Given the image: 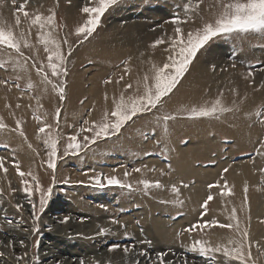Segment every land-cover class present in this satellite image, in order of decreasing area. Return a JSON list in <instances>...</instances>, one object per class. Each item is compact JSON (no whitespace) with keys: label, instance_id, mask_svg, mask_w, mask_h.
Wrapping results in <instances>:
<instances>
[{"label":"rangeland","instance_id":"obj_1","mask_svg":"<svg viewBox=\"0 0 264 264\" xmlns=\"http://www.w3.org/2000/svg\"><path fill=\"white\" fill-rule=\"evenodd\" d=\"M225 2H230V0H225ZM97 3L98 0H70V2L69 0H15V2L13 0H0V23L11 26L17 33L24 31L27 38L28 35H33L36 38H28L32 42H29L32 47L23 49V58L17 57L11 50L5 52L0 49V80L7 81V83H0V118H2L0 122L5 125V127L0 128V157L5 158L4 167L7 168V172L5 173L3 170L0 172L3 176L10 172L14 173V178L11 177L13 181L10 179L6 186L1 184L2 180L0 179V253H2L0 264H44L46 261L42 260V241L48 240V234L51 233L54 235L64 234L67 238H62L66 240L67 244L63 240L61 243L69 247L73 246L76 250L79 249L82 253L81 256L84 257L83 259L80 257L84 264H115L114 257L119 255L122 258V264H128L129 260L131 264H153V261L156 260V254L160 252H166V260L171 261L172 264H191V262L193 264H240L239 261H226L222 253H210L208 256H204L199 252H191L188 249L192 241L188 242L184 239L190 235L193 239L194 237L203 239L209 241L210 245L216 246L219 243H216L212 238L213 233L216 232L232 233L235 239L241 238L240 233L219 227V224L236 222L229 219L232 211L227 212L223 208H215V203L219 200L224 208H228L230 205L231 209H236L237 220L240 222L241 229L246 227L249 232L252 260L255 261V264H264V238L253 240L251 238V228L256 224L264 225V216L261 217L255 213L253 200L254 195L256 196V192H259L260 189L264 192V158L261 154L264 151V146L262 147V142H264V34L241 33L238 36L214 38L200 50L173 93L163 101V110L176 115L175 119L168 121L166 128L163 124H156L152 114H144L123 126L117 136L111 139L98 140L95 144L90 145L88 150L83 149L78 155L64 157L63 148L68 142V137L75 134L76 127L72 128L73 123L78 122V131L84 119L89 120V122L92 120L99 121L105 112L99 110L103 106L101 102H98L100 99H105V95H107L106 102L113 104V99H119L121 94L126 98L131 96V89L135 85L143 92L144 76L147 74L151 78L153 66H157L153 60L163 61L159 63V67H163V64L167 62L168 56L171 54L166 51L169 44L162 43L156 47L152 45L159 38H164L170 42V38L175 36L176 25L172 22L175 17L184 21L180 27L187 32L214 18L220 11L218 0H118L103 14L93 35L86 41L82 40V37L76 36L75 32V29L87 19V14L83 13L81 9L85 6L94 7ZM21 4L25 5V11L29 13L28 18H25L22 12L17 13ZM186 5H191V7L186 10ZM53 11L56 14V28L53 36L59 42L61 52L67 57L68 75L63 78L66 84L65 99L62 102L59 99L58 91L53 90L51 84H48L49 89H44L45 84L42 76L36 72L35 67H32L34 61L37 67L41 63L46 66L49 53L45 51V45L40 43V38L37 39L40 33L46 30L40 29L38 25L29 27L30 20L37 14L47 16ZM17 14L21 19L19 27L15 25ZM129 28L132 31L128 30ZM128 31L136 33L134 39H136V45H140V47L133 46L134 51L125 55L121 52L123 45L119 47L121 42L119 41L118 44L111 38H121ZM72 36L75 41L71 44L70 37ZM65 40L68 43H65ZM104 42L110 44L104 45ZM69 45L71 46L70 54ZM87 46L89 49L86 48ZM92 47L95 48L92 50ZM215 48L220 52L215 53L214 57L211 53L216 50ZM112 50H116V53L119 52V56L113 54L114 56H109L107 60L100 61L103 64L107 61L105 64L106 74L101 75V67L96 64L98 61L97 59L94 61L95 58L92 59V57H101ZM70 55L75 56L74 60H70ZM208 55L210 60H208ZM15 56L17 61H23L22 64L27 60V66L32 72L29 70L30 73H25L16 67L13 58ZM140 57H142V61L132 62V58L136 61ZM202 59L206 62H203ZM73 64L75 66L72 68ZM139 67H142L143 71L139 72ZM113 70L121 71L122 83L119 77L112 79L115 74ZM45 71L48 72L53 81L58 82L57 78L52 76L51 69L45 67ZM140 76L143 78L140 79ZM91 77H95L94 80L99 78L97 85L101 86L100 89L91 90L94 85V80ZM224 77L225 80L227 77L228 84L223 83L219 86L216 81L219 80L218 82H220V78L222 80ZM90 78L91 81H89ZM193 79L195 81L191 82ZM79 80H84V83L79 85ZM106 81L110 82L106 83ZM118 81L119 84L117 85ZM149 82L151 83V79ZM17 83L20 85L18 88L16 87ZM129 84L132 85L131 88L126 87ZM78 85L80 87H75ZM123 88L121 94L117 92ZM184 89L188 90L186 94L182 93ZM74 93L82 94L78 98L75 97ZM217 99L221 101L220 106L225 111L219 112L215 116L189 119L179 111L183 107H210ZM10 105H19L20 107L16 109L15 113H12L9 108ZM58 107L61 109L59 127H57L56 118ZM37 116L40 119H37ZM18 119L22 121L23 133L28 136L27 146L20 132L13 130L16 128ZM33 119H37V121ZM242 119L245 123L235 124L236 121ZM44 123L52 126L53 136L49 137L38 132ZM179 130L180 133L178 134ZM253 131H257L259 134L256 137L257 142L239 141L240 135ZM174 132H177V135ZM4 133L8 134L10 139L3 136ZM57 133L59 140L55 171L56 186L53 188L52 198L47 203L45 211L42 214L37 212L40 216V231L33 233L31 231L34 226L32 206L28 203V198L23 192V185L12 161L13 159L18 161L21 170L25 173L30 170L39 178L41 186L46 189L52 184V170L46 164L49 148L45 144V140L56 138ZM155 133L156 136H153L152 134ZM85 135L91 136V133H81L78 141L81 142V139L83 142ZM15 137L22 139L24 145H15ZM143 139H145L146 146L142 144L144 143ZM173 139L176 140V146L181 150L183 149V152H186L184 148L188 144L190 148L193 144V149L198 147L197 151L196 149L194 151L193 149L188 150L189 158L187 160L184 159L185 156L182 155L184 153L181 150L168 148L171 149L172 155H177L174 160L179 159L185 165L201 170L202 174L205 175L209 174L210 168V170H214L213 168L217 169L220 166L216 179L210 183L215 186L209 189V184L206 186L204 184L208 195L211 194L214 197L212 201H209L206 211L201 207L203 202L198 206L201 198L193 199L195 185H199V181L192 177L190 181H186L185 178L179 179L175 169L169 167L173 158L171 154L169 156L163 141H172ZM131 141L135 144L133 147L142 148L140 152L138 149L137 151L131 149L129 146ZM204 142L211 147L201 148V143ZM121 145L128 146L132 150L130 152L127 148L128 153H130L128 157L125 155L127 163H124V157L115 159L112 163L108 159V154L119 150ZM118 146L119 148H117ZM95 151L94 156L100 158L99 163H103L100 164L101 166H97L101 169L100 174H118L124 181V173L127 171L130 175L126 182L131 183L134 190L129 191L119 187H106L103 190H98L88 186L90 176H84V172L87 171L84 166H92H90L91 163L87 162L85 155ZM194 152L199 155L196 156ZM191 154L195 156L191 157ZM133 157L136 158V161ZM248 158L252 161H249ZM152 159L161 161L165 166L159 167L157 162H152L155 165L152 164V168H146L145 165L141 164ZM27 160L35 161L26 164ZM243 161L246 162L247 166L249 162L254 163L255 161L256 163H254L256 174L254 175L252 171L245 182L238 175L236 177L231 176L232 168L236 167L238 163H243ZM95 162L99 165L98 161L95 160ZM109 162L113 165H109ZM118 162L121 163L117 164ZM79 166H83V168H78ZM136 168H140L141 171H133ZM225 168L228 169L226 173L223 171ZM105 169L107 171H104ZM204 169L205 172L207 171L206 173L203 172ZM69 170H74L76 173L71 175ZM257 172L261 175L258 179L253 180L258 174ZM155 174H158V177ZM66 178L70 180L71 185L63 184ZM138 180L152 182L159 180L163 187L143 190L142 185L136 188ZM225 181L227 186H225ZM172 185L179 188L178 195L172 191ZM183 185H187V187ZM245 186H247V201H245ZM77 189H82L83 193L78 202H76ZM206 198L207 196H205ZM32 199L37 203L38 208L39 193L34 192ZM192 200L197 206L198 215L195 217V221L188 222L187 217L184 216L188 215L186 210L193 205ZM81 203L87 205L82 206ZM17 204L22 205L21 209L17 210L15 207ZM212 212L223 215L228 221L221 222L217 219L216 221L219 222L217 225L206 227L204 230L197 229L191 234L184 231L189 225L195 224L197 221L202 223L205 219L213 220ZM102 215L104 217L102 219L107 221L105 225L102 224L103 220L100 221L101 223L98 222L101 218H97V216L102 217ZM65 216L70 217L66 223L62 222ZM5 217L13 223H7ZM151 217L165 222L169 228L170 226L171 228L175 227L177 231L174 230L177 235L175 234V237L172 238L174 241L176 240V243L173 241L167 246L165 244H163L164 246L161 244L156 246L158 244H155L153 236L148 234V230L153 228ZM183 217L184 219H182ZM147 218L149 221L145 222ZM181 219L185 220L186 223L182 222ZM114 221H118V223H114ZM178 222L181 223V228ZM130 225L135 231L130 230ZM101 229L106 231L101 233ZM19 232L17 241L15 239L6 240L13 236H10L11 233ZM20 240L24 241V247H21ZM9 241L13 242V246H9ZM37 241H39L38 244ZM161 241L167 243L164 239ZM80 243H84L83 247ZM112 243H119L122 246L135 244V248L127 253L122 248L109 251V246ZM171 244L173 246L169 247ZM84 245L87 246L84 248ZM90 248L92 252H90ZM25 252H27V256L24 255ZM142 253L146 254L142 255ZM17 257H23V259L18 260ZM55 263L64 264L62 259L55 260Z\"/></svg>","mask_w":264,"mask_h":264},{"label":"snow or ice","instance_id":"obj_2","mask_svg":"<svg viewBox=\"0 0 264 264\" xmlns=\"http://www.w3.org/2000/svg\"><path fill=\"white\" fill-rule=\"evenodd\" d=\"M13 2H15V0H13ZM117 2L118 0H98V3L94 7H83L81 11L87 14V19L75 29L77 36L82 37V40L85 41L91 37L99 26L103 14ZM218 3L220 11L214 18L205 21L201 26L188 30L187 32L180 27L184 21H181L179 17H175L172 21L176 25L174 29L175 36L170 38V42L164 40V38H159L155 40L152 45L153 47H156L162 43H168L169 47L166 51H169L171 54L168 56L167 62L163 64V67L153 66L154 74L151 78L147 74L144 76L143 92L140 93L137 91L127 98L123 94L120 95L119 99L114 98V107L110 111L105 110L99 121L92 120L89 122V120L84 119L80 129L76 131L75 134L68 137V142L63 148V156L78 155L83 149H88L90 145L95 144L98 140L105 138L111 139L112 137L117 136L121 132L123 126L128 122L133 121L134 118L144 114H152L154 116V122L158 125L163 124L166 128L167 122L175 119L176 115L163 110V101L173 93V90L188 72L189 67L200 50H202L214 38L238 36L241 33L264 34V0H230V2L218 0ZM190 7L191 5L185 6L186 10ZM20 12L23 13L25 18L29 17V13L25 11L24 4H21L17 9V13ZM55 15L54 11L47 16L37 14L30 20L29 27L32 25H38L40 29L46 30L40 33V43L45 45V51L49 53L46 66L41 63L37 67L34 61L32 67H35L36 72L42 76L45 85L51 84L53 90L58 91L59 99L62 102L65 99L66 84V81L63 78L68 75L66 67L67 57L61 52L60 44L53 36V32L56 28ZM20 24L21 19L17 14L15 25L16 27H19ZM64 42L68 43L67 40ZM30 47H32V45L29 43L27 34L24 31L17 33L11 26L0 23V49L5 52L11 50L17 57H24L23 49ZM70 52L71 46L69 45V54ZM18 66L26 69L27 60H25L24 64ZM45 67L51 69L52 76L56 77L58 82L53 81L49 77L48 72L45 71ZM121 79H123V77H121ZM150 79L151 83L149 82ZM108 82L110 81H106V83ZM0 83H7V81L0 80ZM29 86L31 87V85ZM16 87H20L19 83L16 84ZM126 87L131 88L132 85L129 84ZM107 99L108 97L105 95V100ZM220 105L221 101L217 99L210 107H183L179 111L185 114L189 119L211 117L219 112L225 111ZM16 107L19 108L20 106L17 105ZM60 113L61 109L58 107L56 109L57 127H59L58 121ZM36 118L40 119L39 116ZM0 120H2V118H0ZM21 124L22 121L18 119L16 121V128L13 130L19 131L20 134L23 135L24 133ZM3 127H5V125L0 122V128ZM38 132L46 134L49 137L53 136L52 126L47 123H44L43 126L38 129ZM84 132L91 133V136L85 135L83 142H78V137ZM58 140V133L56 134V138L45 140V144L49 148L46 164L47 167L52 170V184L46 189L41 186L40 180L36 175L31 171L25 173L21 170L18 161L15 159L12 161L23 185V192L28 198V203L32 206V220L34 226L31 231L33 233H39L40 231V216L37 212L42 214L45 211L47 203L52 198L53 188L56 186L55 171L58 158ZM262 146H264V142H262ZM4 159L5 158L0 157V170H3L6 173L7 168L4 167ZM133 171L140 172L141 169L136 168L133 169ZM223 171L226 173L228 169L225 168ZM129 175L130 173L125 171L124 181L115 175H92L89 177L88 186L94 187L98 190H103L106 187H119L132 191L134 190L133 185L126 182ZM70 183V180L67 178L63 181L64 185H70ZM80 183L83 184V182ZM139 185H142L143 190L163 187L159 180L155 182L142 180L138 182L137 187H139ZM183 186L187 187V185ZM214 186L215 185L213 184H209L208 188L212 189ZM225 186H227L226 181ZM172 191L177 195L179 194V188L176 185H172ZM34 192L39 193L38 208L37 203L32 199ZM213 199L214 197L209 194L201 205L202 209L206 211L209 201H212ZM245 201H247V186H245ZM15 207L19 210L22 205L17 204ZM69 219L70 217L65 216L62 222L66 223ZM229 219L236 222L219 224V227L231 229L234 232L240 233V239L229 237L226 245L218 244L216 246L210 245L208 241L203 239H194L188 250L191 252H199L204 256H208L210 253H222L226 261H239L240 264H255V261L251 258V244L249 243L248 229L246 227L241 229L240 222L237 220L235 208L232 209ZM5 220L7 223H13V221L7 220V217H5ZM114 223H118V221H114ZM218 223L219 222L215 219L211 221L205 219L202 223L197 221V223L189 225L184 231L191 234L197 229L204 230L206 227H212ZM105 231L106 230L101 229V233ZM125 235H127V233H125ZM19 243L21 247L25 246L23 240H20ZM38 243L39 241H37V244ZM141 243L144 242L141 241ZM9 246H13L12 241H9ZM120 248L127 253L132 248H135V244H126L122 246L119 243H112L109 246V251H114ZM143 254L146 253H142V255ZM0 255H2V253H0ZM24 255L27 256V252H25ZM166 256V252L157 253L156 260L153 261V264H172L171 261L166 260ZM17 259L21 260L23 257H17ZM81 264H84V262L81 261Z\"/></svg>","mask_w":264,"mask_h":264},{"label":"bare ground","instance_id":"obj_3","mask_svg":"<svg viewBox=\"0 0 264 264\" xmlns=\"http://www.w3.org/2000/svg\"><path fill=\"white\" fill-rule=\"evenodd\" d=\"M73 11H75L74 9H73ZM132 13V12H131ZM165 14H167V12H165ZM131 23V22H130ZM133 24V23H132ZM134 24H136V23H134ZM135 28V27H134ZM133 28V29H134ZM111 29V28H110ZM109 29V30H110ZM128 30H130V31H132V29H128ZM116 31V30H115ZM133 31H135V30H133ZM119 32V31H118ZM111 33V32H110ZM121 33V32H120ZM127 34H125L123 37H121V38H115V37H113V38H111V40L113 39V41H116L117 43L120 41L121 42V44H119L120 46L119 47H121V45H123L120 49L122 50H120L122 53H124L125 55L126 54H130L131 53V51H134V47L133 46H136L137 48H139L140 47V45H136V39H134V35L136 34H134L133 32H126ZM119 34V33H118ZM122 34V33H121ZM136 36V35H135ZM118 37H120V36H118ZM137 39H138V37H136ZM123 40V41H122ZM106 42V41H105ZM103 43L104 45H109L110 43ZM137 42H138V40H137ZM102 44V45H103ZM113 44V43H112ZM117 44V45H118ZM118 46H117V48H119ZM87 49H89V46H87L86 47ZM95 47H92V50L94 49ZM141 49V48H140ZM216 49V48H215ZM212 50V49H211ZM210 50V51H211ZM116 51V50H115ZM115 51H111L110 53H106V54H103L101 57H98V56H96V57H92V59L93 58H95V59H93V60H96L97 59V61H98V63H96L97 65H99L100 67H101V71L100 72H102V74L101 75H104V74H106V67H105V64H106V62L107 61H105V64H103V63H101L100 61H102V60H107L108 59V57L109 56H114L113 54H115V55H118L119 56V52L118 53H116ZM209 52V51H208ZM208 52H206V53H208ZM220 52V50L218 51L217 49L216 50H213L212 51V55H214V57H215V53L216 54H218ZM258 52V51H257ZM104 53V52H103ZM134 53V52H133ZM210 53V52H209ZM254 54V53H253ZM252 54V55H253ZM264 54V53H263ZM120 55H121V53H120ZM134 55H135V53H134ZM211 55V56H212ZM262 55V54H261ZM209 56V55H208ZM217 56V55H216ZM263 56V55H262ZM6 59H8V57H5ZM14 59H15V63H16V67H19L18 65H21L22 63L21 62H23V61H21V62H19V61H17L16 60V56L15 57H13ZM100 58V59H99ZM201 58V57H200ZM206 58H207V56H206ZM91 59V58H90ZM139 59H142V57H140ZM205 59V58H204ZM262 59V58H261ZM19 60H20V58H19ZM203 60V59H202ZM201 60V61H202ZM208 60H210V56H209V59ZM258 60V59H257ZM203 62H206V61H204L203 60ZM20 69H22V72H25V73H30V68L27 66V68L26 69H24V68H21V67H19ZM30 70V71H29ZM32 72V71H31ZM199 73V72H198ZM200 74V73H199ZM224 76H226V75H224ZM228 76V75H227ZM218 77H219V75H218ZM91 78H93V80H94V78L95 77H91ZM101 78V77H100ZM222 78V77H221ZM221 78H220V82H218L219 80H215L217 83H219L218 85L219 86H221V85H223V83L224 84H228V80H227V77H226V80H225V77L221 80ZM99 79V78H98ZM98 79H96V80H94L93 81V89H91L92 91H96V89H100V87L97 85V80ZM217 79V78H216ZM122 81V80H121ZM214 81V83L216 84V82ZM201 82V81H200ZM203 82V81H202ZM74 83H75V81H74ZM84 83V80H79L78 81V84L79 85H81V84H83ZM213 83V84H214ZM119 84V81H118V83H117V85ZM214 84V85H215ZM75 86V87H80V86ZM100 85V84H99ZM44 87V89H49V87H48V85H44L43 86ZM214 87V86H213ZM216 88V87H215ZM9 108H10V111L12 112V113H15V111H16V109H17V107H16V105H10L9 106ZM32 113H34V112H32ZM34 121H37V119H33ZM172 121V120H171ZM241 122H243V123H245V121L242 119V120H240V121H236L235 122V124L237 123V125H241ZM78 125V122H75V124H74V126L76 127ZM8 127V126H7ZM8 129H10V127H8ZM156 131V130H155ZM168 132V131H167ZM180 133V130H179V132H178V134ZM174 134L175 135H177V132H174ZM153 136H155L156 135V133L155 134H152ZM258 132L257 131H253V132H250V133H248V134H242V135H240V137H239V141H246V142H251V143H255V142H257V138L256 137H258ZM1 136V135H0ZM3 136H7V138L8 139H10V136L8 135V134H3ZM22 137H23V139H24V141H26V146H27V138H28V136L26 135V134H23L22 135ZM3 139H4V137H3ZM134 141V140H133ZM131 142L130 144H129V146H131V149H133L134 151H137V149H138V147L137 146H134L133 147V145H135L134 144V142ZM144 143H142L143 145H145V139H143L142 140ZM176 140L175 139H173L172 141H163V144L164 145H166V147H165V149L169 152V156H170V154L172 153V152H170V150L168 149V148H176V149H178L179 151L181 150L180 148H178L177 146H176V142H175ZM14 144L15 145H17V146H20V145H24V142H23V140L22 139H20V138H18V137H15V140H14ZM150 142H151V140H150ZM149 142V143H150ZM258 142H260L259 140H258ZM152 143V142H151ZM150 143V145H152ZM154 143V142H153ZM238 144L240 143V142H237ZM242 143V142H241ZM261 143V142H260ZM191 144V143H190ZM202 144V147L201 148H207L209 145H207L205 142L204 143H201ZM211 144V143H210ZM150 145H148V146H150ZM258 145V144H257ZM257 145H256V147H257ZM261 145V144H260ZM146 146V145H145ZM193 144H191V148H190V146H189V144H188V146L187 147H185L184 149H185V151L186 152H183V149L181 150L184 154H182V155H184L185 157H184V159L185 160H187V158H189V151L188 150H192L193 149ZM197 146H199V145H197ZM237 146V145H236ZM243 146V145H242ZM209 147H211V146H209ZM233 147V146H232ZM235 147V146H234ZM244 147V146H243ZM263 147V146H262ZM117 148H119V146L117 147ZM129 149V147L128 146H124V145H121V147H120V149L119 150H117V151H113V153H110V154H108V159L112 162L113 160H115V159H121L122 157H124L125 158V161H124V163H127L126 162V156L128 157V155L130 154V153H128V149ZM197 148L198 147H196L195 149H196V151H197ZM238 148V147H237ZM140 149H142V148H139L138 150H139V152H140ZM144 149V148H143ZM195 149H193V151L195 150ZM235 149H236V147H235ZM102 150H105V149H102ZM107 150H109V148H107ZM130 150V149H129ZM238 150V149H237ZM255 150V149H254ZM204 151V150H203ZM105 152V151H104ZM130 152H132V150H130ZM94 153H96V151L95 152H93V153H89V154H86L85 156H86V159H87V162H89V163H91V165L90 166H92V167H88V166H84L85 167V169H87V171H85L84 172V176H86V177H89V176H92V175H96V174H100L101 173V169H99V167H97V166H101L103 163L101 162V163H99V161H100V158H97V156L95 157L94 156ZM115 153H117L116 155H115ZM137 153V152H136ZM191 153V152H190ZM200 153V152H199ZM194 154H195V152H194ZM262 155H263V158H264V151L261 153ZM93 155V156H92ZM126 155V156H125ZM192 155V154H191ZM190 155V156H191ZM196 156H198L199 154H195ZM195 155H192L191 157H193V156H195ZM177 155H172L171 154V157L173 158V160H172V163L170 164V168H174L175 169V171L178 173V175H179V179H184L185 178V180L186 181H190L191 180V177L192 178H195L197 181H199V185H195V191H194V195H193V199H197V198H201V200H200V202L198 203V206L199 205H201V203L203 202V200H205V196H208V191H207V189H206V187H204V184H205V186L207 185V184H210V183H212L215 179H216V174L219 172V168L218 167H220V166H218L217 167V169H215V168H213L214 170H208L209 172V174H202V171L201 170H198V169H196L195 167H190V166H188V165H185L182 161H180L179 159H175L174 160V157H176ZM190 157V158H191ZM134 158V157H133ZM23 159V158H22ZM132 159V158H131ZM135 160L134 161H136V158H134ZM24 160V159H23ZM95 160L96 161H98V163H99V165H97V164H95L96 162H95ZM133 160V159H132ZM153 160V161H152ZM152 160H149V161H144V162H142L141 164L142 165H145V167L146 168H152L151 166H152V164L153 165H155L154 163H152V162H157L158 163V166L159 167H164L165 166V164H163L161 161H157L156 159L154 160V159H152ZM248 160H249V158H248ZM25 161V160H24ZM32 161H35V160H27L25 163L26 164H31V162ZM74 161V160H73ZM249 161H252V160H249ZM74 162H78V161H74ZM111 162H109L108 164L109 165H113V164H110ZM122 162V161H121ZM121 162H118L117 164H120ZM161 162V163H160ZM241 162V161H240ZM113 163V162H112ZM254 163H255V161H254ZM254 163H251V162H249V165L247 166L246 165V162H244L243 161V163H238V164H236V167H233L232 168V171H231V176L232 177H236L237 175H238V177L241 179V180H243V182H245L246 180H247V178H248V175L250 174V173H252V171L254 172V175L256 174V172H255V164ZM101 164V165H100ZM73 165V164H72ZM115 165H116V163H115ZM83 166H79L78 168H83ZM252 166V167H251ZM261 167V166H260ZM75 169H76V167H75ZM89 169H91V170H89ZM94 169V170H93ZM202 169V168H201ZM30 171V170H29ZM95 171V172H94ZM104 171H107V169H105ZM122 171V170H121ZM27 172H28V170H27ZM69 172H70V174L72 175L75 171L73 170H69ZM90 172H94V173H90ZM124 172V171H123ZM203 172H205V169L203 170ZM207 172V171H206ZM205 172V173H206ZM1 173V172H0ZM76 173V172H75ZM74 173V174H75ZM89 173V174H88ZM258 173V172H257ZM175 174V173H174ZM77 175V174H76ZM81 175H83V174H81ZM110 175V174H109ZM153 175V174H152ZM157 175V176H156ZM176 175V174H175ZM259 175H261V173H258L256 176H255V178H253V180H256V178L258 179V177H259ZM74 176V175H73ZM115 176H117L118 178H120L122 181H123V179L118 175V174H116ZM154 176V175H153ZM155 176L156 177H158V174H155ZM14 178V173L13 172H10V173H8V174H4V176H3V174L1 173L0 174V179L2 180V182H1V184L3 185V186H6V184L10 181V179H11V181H13V179L12 178ZM77 177H79V176H77ZM86 177H85V179H86ZM217 177H218V175H217ZM74 179V178H73ZM84 179V178H83ZM77 180H78V178H77ZM85 181V180H84ZM86 181H88V180H86ZM139 181V180H138ZM136 182V181H135ZM165 183H166V181H165ZM71 185V184H70ZM79 186V185H78ZM140 186V185H139ZM136 188H137V186H136ZM76 196V195H75ZM83 196V193H82V189H77V196H76V202H78V200H80V198ZM254 206H255V213L258 215V216H261V217H263L264 216V192H262V190L260 189V191L259 192H256V196L254 195ZM191 199H192V193H191ZM81 200H83V199H81ZM82 202V201H81ZM88 202V201H87ZM225 202H227V201H225ZM109 203V202H108ZM191 203L193 204V205H191V206H189L188 207V209L186 210V212L188 213V215L187 216H184V217H187V219H188V222H193V221H195L196 219H195V217H197V215H198V209H196L197 208V206L194 204V202H193V200L191 201ZM82 204V203H81ZM92 204V203H91ZM107 204V203H106ZM106 204H104V205H106ZM230 204V203H229ZM85 205H87L86 203H84V204H82V206H85ZM89 205V204H88ZM224 205H226V204H224ZM89 206H91V205H89ZM89 208V207H88ZM215 208L217 209V208H219V209H221V208H223V209H225L227 212H231L232 211V209H231V207H230V205L228 206V208H224L223 207V204H222V202L219 200L217 203H215ZM201 212V211H200ZM99 214V213H98ZM142 214H144V213H142ZM201 214V213H200ZM212 217H214V218H212V219H215V220H217V219H219V221H221V222H226V218L225 217H223V215H220V214H217L216 212L215 213H213L212 212ZM256 214H254L253 213V215H256ZM92 215V214H91ZM256 215V216H257ZM94 217V216H93ZM101 218V219H97L98 220V222H100V221H102L103 220V223L102 224H107V221L105 220V219H102V218H104L103 217V215H102V217L101 216H97V218ZM184 217L182 218V219H184ZM255 217V216H254ZM127 218V217H126ZM128 218H130V217H128ZM96 219V218H95ZM149 218H147V219H145V222H148L149 220H148ZM151 219L153 220V228H151L150 229V231L148 230V234H150L151 236H153V239L155 240V244H158V245H156V246H159L160 244L161 245H163V244H165L166 246L167 245H169V243H171V242H173L174 241V238H172V237H175V234H176V229H175V227L174 228H171V226H170V228L169 227H167V225H166V223L165 222H162V221H160V220H158V219H156V218H154V217H151ZM181 219V221L182 222H184V223H186V221L184 220H182ZM92 220V219H91ZM151 220V221H152ZM228 221V220H227ZM95 222H97V221H95ZM180 222V221H179ZM178 222V223H179ZM92 223V222H91ZM101 223V222H100ZM177 223V224H178ZM109 224V223H108ZM180 224L181 223H179V227H180ZM183 225V224H182ZM187 225V224H186ZM183 226H185V225H183ZM177 227H178V225H177ZM178 227V228H179ZM181 228V227H180ZM176 231H175V230ZM252 230H251V238H252V240L253 239H258V238H264V225H254V227H252L251 228ZM76 230V229H75ZM78 230V229H77ZM130 230H134V228L132 227V225H130ZM17 231V230H16ZM135 231V230H134ZM64 233H66L65 231H64ZM22 234V233H21ZM147 234V235H148ZM11 235H13V236H11ZM19 235H20V232L19 233H15V234H13V233H11L10 234V236L11 237H8L6 240L8 241V240H11V239H15L16 241L18 240V237H19ZM137 235V234H136ZM177 235V234H176ZM187 236H189V237H184V239L186 240V241H188V242H190V241H193L194 239H196L195 237H194V239H193V237L191 238L190 237V235H187ZM62 237H64V238H67L64 234H56V235H54V234H48V237H47V239L48 240H43L42 241V249H41V251L43 252V257H42V260L43 261H46V262H44V264H56L55 263V260H58V259H62V262H64V264H81V261H82V259L84 258V257H82L81 255H82V253L79 251V249L78 250H76V249H74L73 248V246L72 247H69L68 245H63L62 243H61V241L63 240V241H65V244H67L66 243V240L64 239V238H62ZM229 237H234L233 235H232V233H222V232H216V233H213V235H212V238H213V240L216 242V243H219V244H227L226 242L228 241V238ZM238 237V236H237ZM235 238V237H234ZM143 239H145V238H143ZM161 239H164V240H166L167 241V243H164L163 241H161ZM183 239V240H184ZM5 240V241H6ZM185 240H184V242H185ZM84 241V240H83ZM76 242V241H75ZM82 242V241H81ZM175 243H176V240L174 241ZM209 242V241H208ZM77 243V242H76ZM80 244H82V243H80ZM80 244H79V246H80ZM84 244V243H83ZM83 244H82V247H83ZM90 245V244H89ZM77 247H78V245H76ZM87 246V245H86ZM85 245H84V248L86 247ZM164 246V245H163ZM162 246V247H163ZM173 246V244H171V246H169V247H172ZM83 248V249H84ZM92 248V247H91ZM90 248V249H91ZM168 248V247H167ZM88 249V248H87ZM99 249H97V251H98ZM83 251V250H82ZM94 251V250H93ZM100 251V250H99ZM86 252H88L87 250H86ZM85 251H84V253H86ZM90 252H92V249H91V251ZM95 252V251H94ZM102 252V251H101ZM87 254V253H86ZM90 254H92V253H90ZM89 254V255H90ZM97 254V253H96ZM101 254V253H100ZM99 254V255H100ZM103 254H104V252H103ZM105 255V254H104ZM84 256H85V254H84ZM94 256V255H93ZM97 256H98V254H97ZM96 256V257H97ZM120 256V255H119ZM119 256H115L114 257V261H115V264H122V258L121 257H119ZM76 257H78V258H76ZM80 257L82 258V259H80ZM76 258V259H75ZM124 258V257H123ZM102 259H104V258H102ZM130 259V258H129ZM105 260V259H104ZM132 260V262H134V260L133 259H131ZM113 261V260H112ZM127 262H128V260H126ZM129 262H130V260H129ZM129 262H128V264H129ZM99 263V262H98ZM100 264V263H99ZM127 264V263H126ZM130 264H131V262H130ZM133 264V263H132ZM191 264H193L192 262H191Z\"/></svg>","mask_w":264,"mask_h":264},{"label":"crops","instance_id":"obj_4","mask_svg":"<svg viewBox=\"0 0 264 264\" xmlns=\"http://www.w3.org/2000/svg\"><path fill=\"white\" fill-rule=\"evenodd\" d=\"M76 36H77V34H76ZM29 37H31V38H33V39H36L33 35H31V36L28 35V38H29ZM28 38H27V39H28ZM39 38H40V36L37 37V39H39ZM70 40H71V44H72V43H74L75 38L72 36V37H70ZM29 42L32 43L31 41H29ZM31 45H32V44H31ZM8 54H9V53H8ZM74 57H75V56H71V55H70V60H74ZM22 58H23V57H22ZM140 60H141V59H138V60L135 61V60H133V58H132V62H135V63L138 62V61L140 62ZM94 61H96V60H94ZM141 61H142V60H141ZM161 62H163V61H159V60L154 61V60H153V63H156V64H157L156 67H159V63H161ZM150 65H151V64H150ZM74 66H75V65L73 64V65H72V68H73ZM147 66H148V64H147ZM151 67H152V66H151ZM145 68H146V67H145ZM113 71L115 72V74H114V76H113L112 79H115L116 77H119V78L122 77V75H121V71H120V70H119V71H118V70H113ZM140 71H143V68H142V67H139V72H140ZM150 73H151V72H150ZM151 74H154V73H151ZM151 77H152V75H151ZM70 78H71V77H70ZM142 78H143V77L140 76V79H142ZM100 79H101V78H100ZM121 80H122V79H121ZM89 81H91V78L89 79ZM194 81H195V79H193V81H191V82H194ZM121 83H122V81H121ZM88 89H89V88H88ZM108 89L110 90V88H108ZM112 89H113V88H112ZM134 89H136V90H138L140 93H142L141 90H139V89L136 87V85H135V86L131 89V93H132V95H133V93L136 92ZM109 90H108V91H109ZM123 90H124V88H123V89H120V90H117V92H120V94H121V92H122ZM83 91H84V90H83ZM101 91H102V89H101ZM108 91H107V92H108ZM187 92H188V90L184 89L182 93H183V94H186ZM195 92H196V91H195ZM82 93H83V92H82ZM82 93H81V94H82ZM115 93H116V92H115ZM81 94H80V95H81ZM74 95H75V97L77 96L78 98H79V96H80V95L75 94V93H74ZM88 98H89V96H88ZM99 98H100V97H99ZM98 102H99V103L101 102V103L103 104V106H101L99 110H103V111L108 110V111H110V110L114 107V104H112V103H111V104L107 103L106 100H105L104 98H103V100L100 99ZM100 105H101V104H100ZM36 108H37V107H36ZM167 123H168V122H167ZM74 124H75V123H73L72 128L75 127ZM78 126H79V124L76 126V130H75V132L77 131ZM155 136H156V135H155ZM80 141L82 142L81 139H80ZM78 142H79V141H78ZM118 142H121V140H118ZM131 142H132V141H131ZM87 150H88V149H87Z\"/></svg>","mask_w":264,"mask_h":264}]
</instances>
